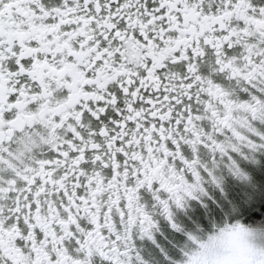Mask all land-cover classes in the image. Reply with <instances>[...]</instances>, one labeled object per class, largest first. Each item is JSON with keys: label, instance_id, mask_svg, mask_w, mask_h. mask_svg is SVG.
<instances>
[{"label": "snow or ice", "instance_id": "6c2138e0", "mask_svg": "<svg viewBox=\"0 0 264 264\" xmlns=\"http://www.w3.org/2000/svg\"><path fill=\"white\" fill-rule=\"evenodd\" d=\"M0 264H264V0H0Z\"/></svg>", "mask_w": 264, "mask_h": 264}]
</instances>
